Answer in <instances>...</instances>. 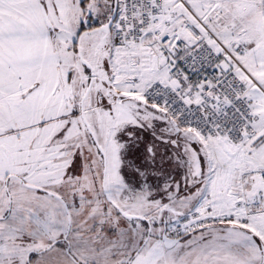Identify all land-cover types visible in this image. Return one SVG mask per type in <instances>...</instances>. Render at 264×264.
Listing matches in <instances>:
<instances>
[{"label":"snow or ice","instance_id":"snow-or-ice-1","mask_svg":"<svg viewBox=\"0 0 264 264\" xmlns=\"http://www.w3.org/2000/svg\"><path fill=\"white\" fill-rule=\"evenodd\" d=\"M0 264H264V0H0Z\"/></svg>","mask_w":264,"mask_h":264}]
</instances>
